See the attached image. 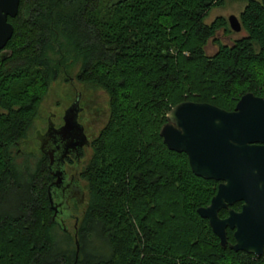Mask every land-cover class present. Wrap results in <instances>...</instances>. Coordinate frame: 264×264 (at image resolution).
<instances>
[{
  "label": "trees",
  "instance_id": "obj_1",
  "mask_svg": "<svg viewBox=\"0 0 264 264\" xmlns=\"http://www.w3.org/2000/svg\"><path fill=\"white\" fill-rule=\"evenodd\" d=\"M223 4L20 0L8 19L9 56L0 57V264H264V253L229 249L233 231L220 246L197 214L219 183L196 177L186 155L159 136L179 103L231 112L246 93L264 98V0L247 2L229 44L217 39L234 33L224 18L206 22ZM74 69L79 84L106 94L108 117L81 174L88 204L72 236L52 222L41 166L20 167L13 149L50 84ZM11 193L17 197L1 211Z\"/></svg>",
  "mask_w": 264,
  "mask_h": 264
},
{
  "label": "water",
  "instance_id": "obj_2",
  "mask_svg": "<svg viewBox=\"0 0 264 264\" xmlns=\"http://www.w3.org/2000/svg\"><path fill=\"white\" fill-rule=\"evenodd\" d=\"M19 4L20 0H0V52L13 34L8 19L17 16ZM227 22L232 32L241 31L237 17L230 16ZM79 112L76 99L66 111L61 133L79 136L83 145L86 137L77 122ZM159 136L169 151L186 155L196 177L219 183L210 204L199 208L197 214L208 221L220 246L227 247L228 229L233 231L235 241L230 250L261 257L264 253V98L246 93L231 112L207 103H179L167 114ZM236 203H241L240 211L232 209ZM221 210H227L226 218L219 217Z\"/></svg>",
  "mask_w": 264,
  "mask_h": 264
},
{
  "label": "flooded vegetation",
  "instance_id": "obj_3",
  "mask_svg": "<svg viewBox=\"0 0 264 264\" xmlns=\"http://www.w3.org/2000/svg\"><path fill=\"white\" fill-rule=\"evenodd\" d=\"M66 111L61 115L51 113L47 116L43 131L37 132L35 136L38 153L33 158L24 154L26 159L18 165L28 170H32L38 165L41 166L44 174L41 183L42 188L44 187L47 191L52 210V222L60 230L68 233L65 223L73 222L75 232L88 204V195L82 185L84 180L81 178V174L86 151L92 149L93 140L90 141L85 127L79 122L81 111L78 114L77 122L83 128L86 144L81 145L80 137L75 134L66 136L61 133L65 124ZM19 145L20 143L17 142L15 148H18ZM41 145H43L42 150ZM16 155H20L19 150ZM78 208L81 209L80 213L77 212Z\"/></svg>",
  "mask_w": 264,
  "mask_h": 264
},
{
  "label": "rangeland",
  "instance_id": "obj_4",
  "mask_svg": "<svg viewBox=\"0 0 264 264\" xmlns=\"http://www.w3.org/2000/svg\"><path fill=\"white\" fill-rule=\"evenodd\" d=\"M248 1L249 0H224L223 7L212 9L209 12L206 22L209 23L217 17H222L226 21L230 16L238 18L239 14L245 9ZM238 36H240V33H233L228 36L219 33L217 39L223 44H229L232 40L238 38ZM215 51V46L212 42H209L206 47L207 54L212 55ZM8 56V51H2L0 53V57L2 58H7ZM77 73L78 69H74L67 75H60L56 81L50 84L46 95L40 101L36 109L37 111L35 112L26 135L23 140L19 142V147L13 149V156L15 157L16 164H20L26 159L24 154H27L29 158H33L34 155L38 153V144L35 136L37 132L43 131L47 116L51 113L61 115L73 105L76 99H78L80 106L79 109L81 111L79 122L85 127V131L88 134L90 141L94 140L99 131L104 127L108 117L107 96L99 89L87 88L79 84L76 80ZM17 150L20 151V155H16ZM91 154V150L86 151V159L82 165L83 170L88 165L91 159ZM82 185H84V189L87 192L86 182L84 181ZM16 197V193H11L10 196L5 197L2 200L1 211H6ZM80 211L81 209L78 208L77 212L80 213ZM65 224L68 233L73 236V222L69 221ZM61 238L62 236L58 234V237L55 239L56 250H59L62 246Z\"/></svg>",
  "mask_w": 264,
  "mask_h": 264
}]
</instances>
